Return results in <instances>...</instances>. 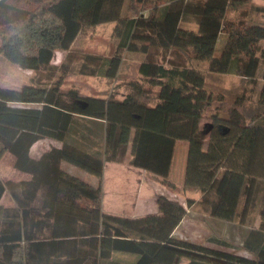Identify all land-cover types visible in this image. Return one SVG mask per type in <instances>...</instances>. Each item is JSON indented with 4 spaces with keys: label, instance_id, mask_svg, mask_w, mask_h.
<instances>
[{
    "label": "trees",
    "instance_id": "trees-1",
    "mask_svg": "<svg viewBox=\"0 0 264 264\" xmlns=\"http://www.w3.org/2000/svg\"><path fill=\"white\" fill-rule=\"evenodd\" d=\"M149 1L31 0L30 9L1 0L0 55L20 69H53L55 51H69L86 28L114 22L113 54L86 55L80 74L114 79L123 52L159 49L206 62L210 73L248 80L250 92L257 90L255 111L242 114L238 108L248 99L242 95L228 115L213 114L209 126L200 127L213 102L205 74L153 59L140 63V80L129 82L122 99L61 93L62 78L20 90L0 86V155H12L14 169L26 176L0 178V201L6 192L13 201L0 204V264H104L117 255L127 258L124 264H264V24L226 19L228 10L250 0H153L147 7ZM221 33L226 39L215 56ZM42 139L61 146L33 158L30 150ZM177 141L188 143L183 186L197 189L199 200L188 198L184 206L159 195L158 212L138 218L103 211L106 162L123 163L129 155L130 166L173 188ZM63 162L91 174L96 184L69 174ZM194 205L242 224L258 207L259 224L244 238L254 257L173 236Z\"/></svg>",
    "mask_w": 264,
    "mask_h": 264
},
{
    "label": "rangeland",
    "instance_id": "rangeland-1",
    "mask_svg": "<svg viewBox=\"0 0 264 264\" xmlns=\"http://www.w3.org/2000/svg\"><path fill=\"white\" fill-rule=\"evenodd\" d=\"M1 1V0H0ZM11 1H9L10 3ZM153 0L149 1L147 7L152 6ZM16 7L30 8L34 7L31 0H15ZM128 4L125 10L128 11ZM257 8H264V0H250L246 5H243L237 10H228L226 14L227 20H243L248 24H264V12L257 10ZM146 15L147 12L145 11ZM181 26L186 29H196L194 22H182ZM115 23L100 24L94 27L84 29L76 38L69 51H55L51 65L53 69L46 71H32L20 69L17 66L7 62L0 55V86L5 89L20 90L24 85L29 84H43L51 85L58 79L62 78L59 90L61 93H68L75 91L80 97H97V98H115L122 99L129 92V82L140 80L138 74V67L144 60L153 59L162 62L166 66L175 62L183 64L187 67L202 71L205 74V88L213 97L211 106L206 110L200 127H204L211 123V116L218 114L219 116H226L231 110L232 104L235 100L234 92L236 89L243 87V95L247 96V100L251 103H245L242 107V114L249 115L255 111L257 90L250 92L251 84L248 80H241L234 75H218L208 71L206 62L196 61L185 58L176 53L164 52L163 50L153 49L148 54L141 53H122V63L120 65L117 76L114 79L105 78L101 76H91L80 74V65L85 61L86 55L96 57H109L113 54L115 48V40L113 38V29ZM0 26V44L2 41V33ZM226 35L221 33L216 44L215 56H218L224 46ZM88 66L92 67L93 63ZM157 93V88H152L150 100H154ZM236 93V92H235ZM249 105L253 109L246 110ZM247 107V108H246ZM208 127V126H206ZM61 142L52 139H42L36 142L31 150L30 155H36L49 150L51 147L59 148ZM129 158V155L127 156ZM126 158V159H127ZM123 162L125 164L126 162ZM14 158L7 152L0 155V178L2 181L9 179L20 180L25 178L24 174L17 172L13 166ZM62 167L69 174L77 176L78 178L91 182L95 177L91 174L71 165L66 162L62 163ZM180 167L175 166L173 175H170V180L175 183V186L168 187L166 185H159L160 194L172 200H177L186 206L188 198H194L199 195V191L195 188H184L183 179L181 176ZM174 176L175 181L171 179ZM13 205L10 195L6 192L2 199V205ZM182 225L176 230L175 236L180 239L188 240L190 242L209 246L215 249L232 252L241 256L253 258L252 252L244 247V238L250 229H255L259 224L258 207L254 208L248 216L245 223L235 221H224L217 218L210 217L207 213L201 210L198 205L189 207ZM126 257L117 255L113 260L104 264H124ZM186 261H182L185 264Z\"/></svg>",
    "mask_w": 264,
    "mask_h": 264
},
{
    "label": "crops",
    "instance_id": "crops-1",
    "mask_svg": "<svg viewBox=\"0 0 264 264\" xmlns=\"http://www.w3.org/2000/svg\"><path fill=\"white\" fill-rule=\"evenodd\" d=\"M238 78L240 82H246L241 81L245 79L241 77ZM235 92L234 96L236 100L237 98L242 97V93L244 92L243 87L236 89ZM249 101L250 100H246L245 103H248ZM233 104L231 109L234 107ZM249 108L253 109V107L249 105L246 110H249ZM238 109L242 112V108ZM251 114L246 115L245 117L248 118ZM205 126H209V124ZM187 153L188 143L185 141H177L174 147L169 178L171 174L173 175V169L175 166H178L182 169L180 178L184 180ZM40 155L41 153L33 158H38ZM129 160L130 156L126 159L125 164L114 162H106L104 164L102 209L105 213L129 218H138L147 214H156L158 212L156 200L157 197L161 195L160 189L162 187L158 182L154 181L146 171L130 166ZM171 179L175 181L174 176ZM96 181L97 179L95 178V180L90 183L96 184ZM200 197L201 195L199 192V195L191 199L197 201ZM2 199L0 204H2ZM7 206L13 205L8 204ZM184 219L174 230L173 236H175L176 230L182 225Z\"/></svg>",
    "mask_w": 264,
    "mask_h": 264
}]
</instances>
